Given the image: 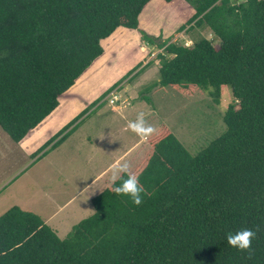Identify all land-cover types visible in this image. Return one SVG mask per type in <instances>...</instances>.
Returning <instances> with one entry per match:
<instances>
[{
    "label": "trees",
    "instance_id": "16d2710c",
    "mask_svg": "<svg viewBox=\"0 0 264 264\" xmlns=\"http://www.w3.org/2000/svg\"><path fill=\"white\" fill-rule=\"evenodd\" d=\"M151 1L0 0V128L15 144L58 107L44 128L77 113L68 97L101 66L118 28L138 31L160 51L161 87L184 96L206 91L214 103L228 87L233 98L225 131L196 155L165 126L149 139L151 152L133 171L145 189L140 206L115 194L121 181L111 183L64 239L36 214L6 210L0 264H264V0H154L158 12L188 5L192 13L179 30L207 28L217 48L204 38L192 46L157 42L140 30ZM86 113L31 157L57 148ZM243 228L259 229L251 257L226 240Z\"/></svg>",
    "mask_w": 264,
    "mask_h": 264
},
{
    "label": "rangeland",
    "instance_id": "374dc122",
    "mask_svg": "<svg viewBox=\"0 0 264 264\" xmlns=\"http://www.w3.org/2000/svg\"><path fill=\"white\" fill-rule=\"evenodd\" d=\"M241 1L233 0L236 4ZM153 10L158 14L156 8ZM190 12L192 9L188 5L179 3L159 12L162 15L151 19L147 25L149 15H144L140 30L158 38L157 42L169 40L192 46L204 38L217 48L219 42L207 28L186 26L185 30H179ZM123 29L106 43L107 51L101 66L74 95L68 97L69 105L75 104L76 114L85 108L87 113L76 122L75 130L58 149L36 161L0 128V215L17 206L45 220L58 206L73 199L64 212L74 210L72 217L57 230V236L64 239L74 225L93 214L89 201L94 195L91 192L110 179V171L91 191H80L140 138L127 128V124L141 111L158 131L162 126L167 127L192 155L225 131L223 116L233 102L231 90L225 87L219 101L214 103L206 91L195 89L191 96H184L171 87H161L155 63V56L160 51L142 43L138 31ZM139 64L140 69L127 78L130 70ZM117 83V88L93 107L89 106ZM111 99L115 100L114 104L109 103ZM116 107L120 109L116 110ZM124 127L127 130L123 131ZM106 128L113 133L111 143L107 142L110 143L108 149L95 138V133L100 136ZM56 221H49L48 226L52 227Z\"/></svg>",
    "mask_w": 264,
    "mask_h": 264
},
{
    "label": "crops",
    "instance_id": "0c3cea01",
    "mask_svg": "<svg viewBox=\"0 0 264 264\" xmlns=\"http://www.w3.org/2000/svg\"><path fill=\"white\" fill-rule=\"evenodd\" d=\"M152 4H153V6H152ZM155 5H156V3H154V0L153 1H151L150 3H149V5H148V8H147V10L146 11H144L141 15H140V17H139V27H141V16H143V15H145V16H147V15H149V16H147V18L146 19H148L147 20V22L145 23L146 25L149 23V21L151 20V19H156L157 17H159L160 15H162V13H159L158 11V14H156V12L153 10V9H155ZM152 6V7H151ZM151 7V8H150ZM167 9H169V8H165V9H163L162 11H165V10H167ZM149 11V12H148ZM161 12V11H160ZM149 13H152V15L151 14H149ZM190 13H192V12H190ZM155 15V16H154ZM157 15V16H156ZM119 30L120 29H122V28H118ZM118 29H116V30H118ZM123 31H126V30H123ZM101 43H103L102 41H101ZM115 82V81H114ZM113 82V83H114ZM113 83H111V84H113ZM110 85V84H109ZM108 86V85H107ZM107 87H105V89H106ZM128 104V103H127ZM127 104H125V105H127ZM124 106V105H123ZM59 108V107H58ZM57 108V109H58ZM57 109L52 113V115L51 116H49V117H47L46 119H44V121H42V123H40L34 130H32V131H30L25 137H24V139H22L18 144H16V145H18V147L21 149V150H23L24 151V153L25 154H28V155H30V157H31V154L33 153V152H35L43 143H45L51 136H53L56 132H58L62 127H64L70 120H72L74 117H75V115L74 116H72V117H70V118H68L67 120H65V121H62L61 123H59V124H57V126H55V124H51V125H49L47 128H44V127H46V125H48L47 123H49L48 121H50V119H51V117L54 115V113L57 111ZM116 110H119L120 109V107H116L115 108ZM77 115V114H76ZM44 128V130L40 133V134H37V135H35V136H30V135H34V134H36V133H38L41 129H43ZM123 131H125V130H127V128L126 127H124L123 129H122ZM112 131H110L109 129H105V130H103V131H101V133H100V136H96L97 134L95 133V138H97L98 140H99V142L100 143H104V147H105V149H108L109 148V146H110V140L111 139H113V133H111ZM158 132V130L156 131V133ZM155 133V134H156ZM154 134V135H155ZM153 135V136H154ZM28 137H30V138H28ZM152 137V136H151ZM150 137V138H151ZM69 138V137H68ZM67 138V139H68ZM150 138H148L146 141H144V140H141L140 138L139 139H137V141L136 142H134V143H132V145H130V147L126 150V151H124L117 159H115L114 161H113V163L114 162H116V161H118V160H120V161H123V162H128L130 165H131V171L133 172L137 167H138V165L144 160V159H146V157L150 154V152H151V148H150V145H149V139ZM28 139V140H27ZM66 139V140H67ZM65 140V141H66ZM27 141V142H26ZM64 141V142H65ZM63 142V143H64ZM107 142H110L109 143V145L107 144ZM62 143V144H63ZM62 144H60L57 148H55V149H53V150H56V149H58ZM53 150H49V151H47L46 153H45V155L48 153V152H50V151H53ZM45 155H43L42 157H44ZM42 157H40V158H38V157H36L37 159H36V161L37 160H41V158ZM32 158V157H31ZM32 159H34V158H32ZM113 163H111L109 166H108V168L107 169H105L100 175H98L97 177H95L93 180H91L89 183H87L86 184V186L80 191V192H82L83 190L84 191H88V190H90L91 191V188H93L108 172H109V168H110V166L113 164ZM99 177H101V178H99ZM99 178V179H98ZM111 180L110 179H106L103 183H102V185H100L99 187H98V189L97 190H95L94 191V193L93 192H91V194H94V195H91L92 197H91V199L89 200L90 201V204H91V200L96 196V195H98L101 191H103L104 189H106L112 182H110ZM110 182V184L109 185H107L108 183ZM80 192H78L77 193V195L78 194H80ZM75 198V197H74ZM71 201H73V199H70L69 201H67L65 204H63V205H61V206H58L57 208H56V210L48 217V219H45V220H42L47 226H48V224H50L49 223V221H53V220H55V219H57V221L56 222H54L53 223V226L52 227H50V226H48V227H50L54 232H55V234L57 235V230L60 228V227H62L63 226V223H66L71 217H72V212L74 211H71V212H68L67 214H65L64 212H65V209L70 205V203H71ZM80 210H81V207H80ZM71 230V229H70ZM61 231H63V228H61ZM70 232V231H69ZM68 232V233H69ZM67 233V234H68ZM67 234H66V236H67ZM65 236V237H66ZM64 237V238H65Z\"/></svg>",
    "mask_w": 264,
    "mask_h": 264
},
{
    "label": "clouds",
    "instance_id": "9594fccd",
    "mask_svg": "<svg viewBox=\"0 0 264 264\" xmlns=\"http://www.w3.org/2000/svg\"><path fill=\"white\" fill-rule=\"evenodd\" d=\"M127 128L144 141L153 136L157 131L153 125L148 123L146 113L143 111L137 114L134 121L128 122ZM130 169L131 165L128 162L120 160L114 162L109 168L111 173L110 180L113 184H116L117 181H121L114 189L116 195L126 196L136 206H140L143 203L145 189L140 183L139 177ZM122 173L125 174L126 178L121 175ZM258 231V228L256 230L243 228L235 233H227L226 240L231 247L240 252H247L249 257H251L254 252L252 242L256 238Z\"/></svg>",
    "mask_w": 264,
    "mask_h": 264
},
{
    "label": "built area",
    "instance_id": "2783aa9c",
    "mask_svg": "<svg viewBox=\"0 0 264 264\" xmlns=\"http://www.w3.org/2000/svg\"><path fill=\"white\" fill-rule=\"evenodd\" d=\"M185 46H188V44H185ZM114 102H115V100H113V99L109 100L110 104H114Z\"/></svg>",
    "mask_w": 264,
    "mask_h": 264
}]
</instances>
